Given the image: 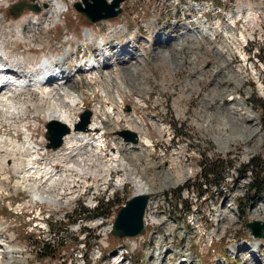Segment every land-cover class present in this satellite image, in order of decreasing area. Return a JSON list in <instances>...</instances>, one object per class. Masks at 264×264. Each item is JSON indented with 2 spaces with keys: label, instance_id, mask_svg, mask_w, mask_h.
Segmentation results:
<instances>
[{
  "label": "rangeland",
  "instance_id": "obj_1",
  "mask_svg": "<svg viewBox=\"0 0 264 264\" xmlns=\"http://www.w3.org/2000/svg\"><path fill=\"white\" fill-rule=\"evenodd\" d=\"M23 1L28 4L38 3L36 0H0V45L4 47L9 62H16L15 59H18L21 63L23 61L25 65L37 63L38 66L44 62L43 60H50V58L55 62V59L63 57L68 52L69 57L65 66L71 67L74 79L79 80L81 86L78 87V90L84 97V102L79 103L80 108L72 111L74 116L78 117L77 122L81 120V114L87 109L93 111L92 120L94 116L97 121L100 120V107L105 105L104 100L108 98L104 79L97 77L98 79L95 80V77L84 76L86 74L82 68L85 66L79 68L80 71H78L80 64L77 51L89 48L94 53L97 51L95 56L100 57L103 48V45L100 47V38L107 39L108 47L110 45L117 47L120 39L116 36L112 37L109 33L113 23L126 24L124 29L130 30L126 34L127 37L136 35L134 33L138 30H140V36H148L144 30L138 28V22L142 18L154 16L165 19L172 5L171 0H125L121 4L122 13L113 18V21L105 20L93 23L88 22L84 15L74 7L72 8L75 1L81 0L68 1L70 10L58 17H53V15L49 17L48 12L50 11H47L42 4H39L42 9L38 12L25 9L18 17H15L12 8ZM248 3L257 5L254 0H231L228 5L245 6ZM262 4L264 7V3ZM259 5L261 6V4ZM236 17L242 19L237 23L238 27L243 25L247 30L246 34L249 39L247 47H244L245 40L239 37L238 33L236 35L232 33L236 30L220 32L219 35L212 33L208 37L206 36L204 40L203 38L199 40L200 49L198 46L197 49H193L196 45H192L191 41L188 40V43L180 51L186 52L187 45L193 50L192 53L186 55L185 66L178 71H170L169 61H160L159 55L156 52H151L145 61L146 63H143V70L133 74L138 78L141 77V81L147 82L150 91L147 94L145 93L146 89L139 91L140 96L147 100V108L144 107L145 110L138 109V107L134 108L136 115L139 118L142 116L144 119V114H148L154 119H158L166 128L163 133L158 130L153 134L149 133L154 140V146L148 149L153 160L147 163L149 159L146 161V155H144L139 162L133 161V155H129L127 151L128 145L117 143L118 135L121 136L119 131L132 130V127L125 121L120 123L110 121L108 126L105 124L104 129L102 128L103 125L99 127V130L104 132L106 139V147L102 148L103 154L107 158L115 159L110 168V176H106L105 180L103 177L96 178V173L82 175L78 171L80 168L78 166L76 167L78 170L74 169L73 172H69L81 174L80 177L77 175L73 177L77 184L74 185L72 192L65 189L54 203H45L35 197L36 191L32 188V183L39 182L38 179L35 178L34 180L33 178V181L29 179L30 182H28L26 177V181L20 183L17 181L21 178L17 180L14 177L17 166L25 164L23 152L15 144L28 141L30 144L40 147L46 142V124L49 121L47 118L48 101L46 100L43 104L38 102V96L34 90L11 96L17 102L20 110L14 114L0 111V222L2 223H0V236H9L13 230L12 238L16 237L13 240L14 252L11 254L8 252L12 264H59L64 262V259H67L69 264H71V260L73 261L72 264H75L76 261L74 260L79 252L86 254L85 261L80 260V264H95L90 256L94 255L92 246L96 243L109 244L105 247L109 248L119 242L130 243L133 241L126 238L116 239L102 229L105 224L109 223L108 225H110L114 221L119 208L133 195L139 193L140 189L150 191L149 202L151 203H149L150 208L147 209L145 220L151 223L147 225L148 231L153 232L155 228H158V232H153L156 237L159 234L160 236L169 234V236L167 235L168 240L177 244L175 249L182 250L185 247L187 252L193 254V260L197 264H252L246 262L247 256L250 255V249L247 245L240 247L239 255L243 257V263L242 258L232 255L229 249L230 245L236 244V242H243L244 245L246 242L243 239L245 238L252 241L253 237L247 223L255 220L262 221L261 217L254 215L256 210L252 207L260 206L262 208L264 194L262 201L260 196L257 204L252 206L257 198L255 193L250 191V184L255 173L244 171V169L245 165L253 158L258 161L261 159L263 162L258 171L264 177V125L260 114L262 109L255 105L251 107L249 104L252 97L264 99V11L259 18L252 11L242 14L239 12ZM241 22L242 24H240ZM180 32L165 29L161 31L162 37L157 42L167 41L170 36ZM131 33L133 34L130 35ZM137 35L136 39L138 38ZM245 37L244 39H246ZM173 42L167 41L168 44L166 43L165 47L170 48ZM117 50L118 48L114 51ZM131 51L132 48L127 49V53L123 57L130 56ZM152 53L154 55H151ZM169 54L171 55V53ZM193 54H196V58H194L196 64H204V68L200 73L202 76L200 90L191 93L182 87L189 78L197 75L189 69L192 67L191 57ZM114 58L106 60L107 63L105 62L103 65L111 67L110 63L114 61ZM19 65L21 64L19 63ZM36 68L38 67L34 69ZM215 68L218 76L213 72ZM55 80L56 78L52 79L53 84H56ZM226 83L232 92L226 91L223 97L217 96L209 108L218 103L220 108H224L235 99L237 117L242 112L243 106H246L249 114L258 119L260 125L259 139H262L258 141L259 143L256 140L253 142L254 136H252L248 140L229 141L228 149H224L215 141L213 136L216 134L213 130L206 126L200 128L196 125L195 121H203L204 123L206 120L207 111L203 108V100L206 95L216 84L225 86ZM136 96L134 94L130 97L132 102L135 101ZM156 99L161 102L157 104ZM122 105L124 112L134 111L129 101ZM178 106L183 110V116L179 115ZM200 110L205 111L203 117L198 115ZM222 113H226V111H222ZM246 134L248 135V133ZM179 147L183 149H179ZM67 148L75 149L70 145L64 147V149ZM175 150L179 152L180 158L178 159L174 156ZM143 151L146 154V150L143 149ZM116 153L118 156L113 158L114 155L112 154ZM84 171L83 169L82 172ZM83 176H85L84 179ZM57 177L54 185H59ZM64 180L62 179L64 183H67V180ZM188 183L190 186H187ZM243 183L245 186L242 185ZM223 193H236L234 199H238L243 207H239L241 215L239 221L230 220L229 222L232 224L228 225V222L226 227L225 225L222 226L221 231H219L216 214H219L217 211L219 207L217 206L224 196ZM34 199L45 203L42 205L45 216L53 213L49 219L50 225L56 223L58 230H63L64 233L57 231V235L54 232L52 234H36L34 228L30 226L31 223L28 224L30 221H27L26 216L27 210L31 212L39 209V204ZM157 201L162 204L161 207H154ZM190 205L192 211L188 213L186 210ZM101 206L107 207L105 209L107 215L115 216L104 223L100 222L101 219L96 218V225L90 229L88 225L94 219L88 218V215L91 214H87L85 217L84 212L88 209L87 212L91 213L90 209ZM162 207L167 209L161 210ZM155 211L157 214L155 213L156 216L154 217L152 212ZM258 211L260 212V210ZM66 212L67 216L65 217ZM159 213L162 215L167 213L169 221H164L165 216L162 217ZM78 214L80 216H77ZM262 216L264 218V213ZM77 218L80 219L76 223H71ZM15 220H17L18 225L13 228L10 227L11 221L15 222ZM198 221L202 224H199ZM67 223H69L68 229L65 226ZM211 232L214 234L213 237H210ZM61 235L72 239L51 251H47L50 249L49 244L42 249V244L45 242L55 244L62 241ZM81 239L90 241H86L87 245H84ZM161 240L158 241V245H162ZM153 241L156 240L153 238ZM211 241L212 244L208 246ZM262 241L264 245V240ZM29 245H31L29 253H24L25 251L22 253V249H26ZM152 245L157 244L153 243ZM131 251L128 256L132 258ZM138 252L139 250L136 249L133 253L137 254ZM51 254L52 256H50ZM261 257L264 258V249L261 252ZM139 258L141 255L138 254L135 259L139 260ZM176 258L178 257L174 258V262ZM96 262L97 264H107L105 263V256ZM141 263V261L138 262V264Z\"/></svg>",
  "mask_w": 264,
  "mask_h": 264
},
{
  "label": "bare ground",
  "instance_id": "obj_2",
  "mask_svg": "<svg viewBox=\"0 0 264 264\" xmlns=\"http://www.w3.org/2000/svg\"><path fill=\"white\" fill-rule=\"evenodd\" d=\"M60 1L61 3H59V8L61 9L62 7L64 8L66 4L62 3V1L64 0H60ZM55 4H57V0H55ZM49 14H50L49 17H51L52 15L53 17H58L60 15V12L59 10L55 9V10H51ZM120 28H123V26L120 25L118 27L111 28V31L109 32L112 37L116 36V38L120 39L119 43L117 44V47H114L113 45H110L108 47V43L106 42L107 39L102 38L103 48L101 49V56L97 57L96 55L93 59L86 61L85 70L82 69L86 74L84 76L90 78L95 77V80L98 79L97 77H100V79L102 78L106 81L104 82V85L107 91L108 98H105L106 100H104L105 105L100 107L101 114L100 113L99 114L101 119L97 121L94 116V119L92 120L91 124L87 126L88 131H84V132L73 131L71 134L67 133L66 145H70L73 147L76 146L75 150H72L73 156L75 158L71 159V164L68 167H71L72 171L69 172H73L74 169L78 170L76 169V167L79 166L80 168L78 171H80L82 175L96 173V178L103 177L105 180H106L105 178L106 176H110L111 174L110 167L113 165L114 162L113 160H111V158L106 159V156L103 155V153L99 152L100 149L98 146L99 142L97 141L96 137L91 136V134H97L99 132L100 129L99 127L101 125H103L102 127L103 129L105 127V124L106 126H108V123H110V121L112 122L117 121L119 123L121 121L128 122V124L132 127V130L130 131H133L135 128L134 130V132H136L135 143L133 141L126 142L125 141L126 138H123L125 134L124 133L122 134V131H119V134L121 136L118 135L117 143L121 145L124 144L128 145L127 151L129 152L128 153L129 155L131 156L133 155V161L139 162L141 158L144 155H146V161L149 159L147 163H150L153 159L151 158L152 154L150 156V151L148 149L154 146L153 143L154 140H153V136L151 134L149 135V133L151 132L153 134L157 130L163 133V131H165L166 128L163 124H161L158 121V119H154L152 116H149L148 114L146 115L144 114V119H142L143 118L142 116L139 118V116L136 115L134 108L137 107L138 109L140 108L144 109V107L147 108V100L146 98L140 96L139 91L141 92L142 89H146L145 93L147 94L149 89L147 86V82L141 81L142 80L141 77L138 78V76H134V75L135 73L141 72L143 70L144 67L143 63L144 64L146 63L145 61L149 57L151 52H156L157 55H159L160 61L168 60L170 71L172 72L178 71L179 69L185 66L186 55L192 53L193 49H197V46L200 49L199 40L202 39L203 36H205V30L203 28L198 30L181 32L177 35L170 36L167 39V41L170 40L174 42L172 43V46H170V48H166L165 47L167 43L166 40L163 42H159V44H157L156 37L151 35L149 37H143L146 41L145 44L143 43L140 46H138L136 42V35L127 37L125 34L126 31L120 30ZM242 37L243 38L245 37L244 34H242ZM188 40L191 41L192 45H196V46H194L195 48L193 47V49H191L190 46L187 45L186 52L182 53L181 49L185 47V45L188 43ZM117 48L118 50L116 52L114 51L115 52L114 53L113 50ZM129 48H132V51L129 54L130 56L123 57L126 54L127 49ZM217 52L219 55V50ZM169 53H171V55ZM67 54L69 53L67 52L63 57L55 59V62H53L51 58L50 60L45 59L43 60L44 61L43 63L38 64V68L36 69L34 68L26 69L22 65H19V62L11 63L5 61L4 65L8 66L12 70L10 73L3 75V77L5 78L3 80L5 84L0 89V98H1L0 111L8 114L9 113L14 114V112H19L20 109L17 105V102L11 96L22 94L23 92H27L28 90L30 91L34 90L36 95L38 96V102L43 104L46 100L48 101L47 118L50 121L53 120L59 121L67 125L69 128L73 129L74 128L73 126L76 124L78 117H75L72 111L80 108L79 103L84 102L83 99L84 97L81 95V91L78 90V87L81 86L79 80L74 79L73 77L74 75L71 71V67L65 66V63L67 62V58L69 57ZM151 55H154V53H152ZM108 56H111L112 58L115 57L114 61L110 63L111 67H108L109 65L106 66L103 65V60L105 61L106 58H108ZM194 58H196V54H193L191 57L192 67H190L189 69L192 73H195L197 75L195 77L189 78L182 87L185 90L190 91L191 93L200 90L201 87L200 83L202 80V76L200 73L204 68L203 66L204 64L197 65ZM155 62H157V59H155ZM81 67L82 66L79 65L78 71H80ZM55 70H58V72H56ZM213 70H214L213 71L214 74L218 76V72L216 71V68ZM53 78H56L55 80L56 84L52 83ZM87 84L89 83L87 82ZM226 91L229 93L232 92V89H229L228 83H226L225 86H221V85L219 86L218 84H216L210 90L209 94H207L203 100V108L207 111V115L205 117L206 120L204 122L206 123V125H204L203 121H195L196 125L199 126L200 128L206 126L210 130H213L214 133L216 134L215 136H213L215 141L224 149H228L229 141H234L238 139L248 140L249 138L254 136L253 142H255V140L257 142L261 141L262 139L261 140L259 139L260 125L258 123V119H256L254 116L249 114V110L247 109L246 106H243L242 112L240 113L239 116L236 117L235 108L237 104H235L234 102L235 99H233V101L230 102L224 108H220L219 103L216 106L213 105L211 106V108H209V105L214 103L213 100L217 96L223 97ZM134 94L137 96L135 98V101L132 102L130 97ZM184 97L186 96L184 95ZM159 99H156L155 101L157 104L161 102ZM126 101L130 102V105L132 106L134 111L132 110L129 113H127L126 111L124 112L123 110L124 106L122 104H125ZM177 111L179 115L181 116L184 115L183 110L179 106ZM222 111H226V113H222ZM204 113H205L204 110H200L198 112V115L200 117H203ZM246 113L247 116H245ZM240 119H244V120L240 121ZM246 133H248V135ZM96 144L97 146H95ZM15 146L19 148L21 152H23V156L26 161H29L33 158H37L36 155L37 151H35L36 147H34V145L30 144L28 141L22 144L16 143ZM143 149L146 150V154H144ZM179 149H183V148L179 147ZM40 152H42V150H40ZM174 154L176 159L180 158L179 152L177 150H175ZM56 155L57 157H65L63 154H61L60 151H57ZM112 155H114L113 158H116V156H118L117 153ZM83 169L85 170L84 172H82ZM31 172L32 170H27V168L24 165L22 166V164L17 166V171L16 173L14 172V174L17 175L19 178H21V180H18L17 182L21 183V181H26V177H28L31 174ZM81 174L78 175L72 173H68V174L65 173L63 175L62 174L57 175L58 177L57 176L56 177L59 181V185H54L56 181V177L49 178L48 176L42 175L41 173L33 175L32 177L34 178V180L35 178L39 180V182L32 183L33 184L32 188L34 189V191H36L35 197L41 199L45 203H49V202L54 203L55 201L58 200V198L64 192L65 189L69 191L72 190V185L75 184L76 182L75 179H73V177L75 175L80 177ZM62 179L67 180V183H64ZM242 185L245 186L244 183ZM141 193L150 194V191L146 189H140L139 194ZM226 205L227 206L224 208L223 212L221 210L218 211L219 213H222V217L217 218V222H219L218 223L219 231H221L222 226L225 225L226 227L227 223L230 220L234 222L238 221L237 216L233 214V212L229 209V207H231V202L229 201ZM262 208H264V205L262 206ZM258 210L254 212V215H258L259 217H261V220L264 222V218L262 216L264 213V209L262 212H259ZM152 213L156 216L155 212ZM106 216L107 214L104 216H98L97 218L99 220L100 219L102 220L100 222H103V220H109V216L107 217ZM216 216H218V214H216ZM146 223L149 224L147 221ZM230 224H232V222L228 223V225ZM213 235L214 234H212L211 232L210 237H213ZM162 242L163 245L164 241ZM211 244L212 241L209 242L208 246H210ZM261 244H263L262 240H253L251 243H249L248 246L251 254L247 256L248 260H246V262H250L252 264H264V258L262 259L258 257L259 256L258 247H260ZM242 245L243 243L242 244L233 243L232 245H230V249H231V250L229 249L230 253L237 257V255H239V252H241L240 247H242ZM170 248H171L170 246H163L161 253H163L165 249L167 251H171ZM129 252L130 250H128V248H123V247L119 248L115 256L112 258L113 261L112 264H132V260H131L132 258L128 256ZM186 252L187 249L184 251L185 253L183 256L184 258L178 261V263L176 264L196 263V261L193 260L192 253L191 252L186 253ZM181 261L183 262L180 263ZM0 264H12V259L10 255H8L7 248L6 249L3 248L0 250Z\"/></svg>",
  "mask_w": 264,
  "mask_h": 264
},
{
  "label": "water",
  "instance_id": "obj_3",
  "mask_svg": "<svg viewBox=\"0 0 264 264\" xmlns=\"http://www.w3.org/2000/svg\"><path fill=\"white\" fill-rule=\"evenodd\" d=\"M125 0H82L74 4L75 9L84 15L89 22H98L103 19L113 18L122 12L121 4ZM85 4V6H84ZM47 4H45V7ZM25 9L40 11L38 5H31L23 1L14 5L12 13L17 17ZM92 111L86 110L82 114V121L75 125L76 130H87L91 121ZM45 134L48 140L47 148L57 149L63 145V137L71 132V128L59 121H49L46 124ZM127 141L136 142V132L128 129L122 131ZM149 195L137 193L129 199L117 212L113 223L111 234L116 238L135 237L146 232L144 215L148 203ZM249 230L255 237H264V222L255 220L247 223Z\"/></svg>",
  "mask_w": 264,
  "mask_h": 264
},
{
  "label": "trees",
  "instance_id": "obj_4",
  "mask_svg": "<svg viewBox=\"0 0 264 264\" xmlns=\"http://www.w3.org/2000/svg\"><path fill=\"white\" fill-rule=\"evenodd\" d=\"M250 102H252L256 107H260L262 109L263 123H264V99L263 98H259V97H252L250 99ZM262 162L263 161L261 159L258 161V160L253 158L249 162V164L245 166V167H252L253 168L252 170L254 171L255 176H254V180H253V183H252V188L257 190V191L258 190L259 191H262V190L264 191V177L258 171V169L260 168V164ZM102 208H105V207H102Z\"/></svg>",
  "mask_w": 264,
  "mask_h": 264
},
{
  "label": "built area",
  "instance_id": "obj_5",
  "mask_svg": "<svg viewBox=\"0 0 264 264\" xmlns=\"http://www.w3.org/2000/svg\"><path fill=\"white\" fill-rule=\"evenodd\" d=\"M247 171L250 172V171H252V169H251V170L249 169V170H247ZM161 205H162V204H161L159 201H157V203L155 204L154 207H161ZM160 209L163 210V209H167V208H166V207H162V208H160ZM96 218H97V217H95L94 220L91 221L90 225H88V227H89L90 229H93L94 226L96 225ZM110 218H112V216H110L109 219H110ZM35 224H39V222H36ZM42 225H43V226H46V222L44 221V223H42ZM103 230H104L105 233L108 232V229H106L105 227L102 229V231H103ZM86 233H88V232H86ZM55 235H57V234L55 233ZM170 235H171V234H170ZM168 236H169V234H168ZM66 238H67L68 240L71 239V238H69V237H66ZM169 238H170V237H169ZM161 241H164V239L161 240ZM165 242H166V241H164V243H165ZM131 249H132V248H129L128 250H131Z\"/></svg>",
  "mask_w": 264,
  "mask_h": 264
}]
</instances>
